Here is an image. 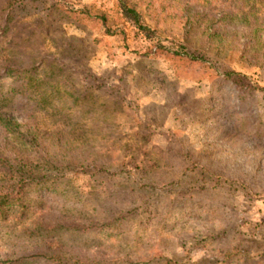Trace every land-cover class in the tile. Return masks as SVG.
<instances>
[{
    "label": "rangeland",
    "instance_id": "rangeland-1",
    "mask_svg": "<svg viewBox=\"0 0 264 264\" xmlns=\"http://www.w3.org/2000/svg\"><path fill=\"white\" fill-rule=\"evenodd\" d=\"M137 1L142 10L149 0ZM182 1L152 0L144 15L156 33L148 37L123 16L117 0H0V63L33 61L43 78L64 71L76 92L87 88L86 94L113 102L107 116H74L71 124L68 113L42 108L31 94L2 104L59 131L65 149L96 152L107 170L70 172L44 198L33 191L25 217L20 206L10 208L6 225L0 223V257L10 237L33 242L14 235L42 217L67 225L58 232L74 248L98 258L97 245L105 244L106 257L122 264L148 257L150 264H224L221 249L238 244L237 231L264 243V142L250 141L245 125L234 128L195 106L219 71L236 70L264 86V53L239 38L208 42L187 34L178 14ZM84 9L106 20L71 18L70 11ZM182 43L199 61L163 52L183 51ZM13 80L6 77L3 88L19 84ZM253 101L264 120V88ZM0 146L25 157L35 153L1 131ZM119 210L129 214L117 230L91 226V219ZM207 234L215 236L205 241Z\"/></svg>",
    "mask_w": 264,
    "mask_h": 264
},
{
    "label": "trees",
    "instance_id": "trees-1",
    "mask_svg": "<svg viewBox=\"0 0 264 264\" xmlns=\"http://www.w3.org/2000/svg\"><path fill=\"white\" fill-rule=\"evenodd\" d=\"M117 1L123 16L136 28L148 37L155 35L156 29L145 22L144 15L145 12L152 11V0H149L145 9L142 10L138 9L141 3L137 0ZM262 1L225 0L222 5L213 6V0H183V7L178 13L180 24L187 34L198 33L208 42H213V38L218 35H223L225 40L239 38L242 44L256 45L264 53V3ZM70 12L71 18L76 20H83L86 17L106 20L105 15H91L87 9ZM160 13L161 11L158 12ZM168 17L173 15L168 14ZM181 47L183 51L164 50L163 52L181 56L190 64H195L199 59L197 55L188 51L183 43ZM160 48L165 47L160 46ZM40 67L41 65L37 66L33 61L16 65L12 58L0 63V89L2 88L0 131L21 147L35 151L33 155L25 157L10 153L5 147L0 146V223L4 226L8 220L10 208L20 206V216L25 217L28 214L27 209L33 206L28 198L33 191L38 190L40 198H44L48 196L46 190L53 188L52 185L55 187L59 180L70 172L88 174L95 168L100 172L107 170L104 163L98 164L96 152L85 155L82 152L69 151L63 147L60 136L62 134L59 131L55 133L43 129L37 123L15 115L14 111L17 109H5L2 105L17 101L16 99H20L18 96L31 94L33 97H30V100H34L42 108L60 107L62 114L68 113V124L73 122L74 116L85 118L92 114L99 119L110 112L112 101H100L99 95L86 94L87 88L76 92L71 88V80L64 71L45 75L43 78L38 71ZM6 77H13V81L19 84H11L9 89H4L3 82ZM263 88V85L252 81L242 72L231 69L219 71L207 93L195 101V106L201 112L207 111L213 117L224 119L234 128L241 129V126L245 125L244 132L249 140L262 143L264 142V120L253 107V98L256 91ZM90 97H92V103H86V99ZM55 100L61 101V106H58ZM98 105L101 109L97 107ZM98 166L101 167L98 168ZM112 214L113 212H110L104 217L91 219L93 222L91 226L101 230H117L124 223L129 211L119 210L115 213L116 215L109 217ZM60 223L51 222L47 217H42L32 226L23 227L22 232L14 236L19 238L28 235L33 242L19 244L10 237L11 242L7 245L9 249L0 257V264H122L117 258H110L109 255L106 257L108 247L105 244L97 245L98 258L91 253H84L74 248L75 245L64 241L63 233L58 232L62 227H67ZM75 227L84 228L77 225ZM237 234L234 238L237 245L232 247L226 245L221 249L224 264H264V251H261L264 246L263 241L255 238L248 240L242 235V231H237ZM212 236L215 234H207L203 240L207 241ZM227 242L228 238L224 243L227 244ZM151 261L152 258L148 257L139 259L135 263L150 264Z\"/></svg>",
    "mask_w": 264,
    "mask_h": 264
}]
</instances>
